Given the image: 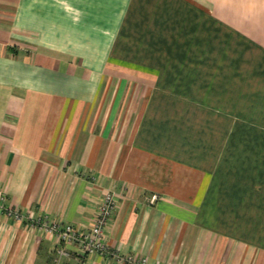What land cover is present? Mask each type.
<instances>
[{
  "label": "crops",
  "instance_id": "0c3cea01",
  "mask_svg": "<svg viewBox=\"0 0 264 264\" xmlns=\"http://www.w3.org/2000/svg\"><path fill=\"white\" fill-rule=\"evenodd\" d=\"M109 189L113 253L61 264H264V0H0L7 205L86 228ZM55 246L0 212V264Z\"/></svg>",
  "mask_w": 264,
  "mask_h": 264
},
{
  "label": "built area",
  "instance_id": "2783aa9c",
  "mask_svg": "<svg viewBox=\"0 0 264 264\" xmlns=\"http://www.w3.org/2000/svg\"><path fill=\"white\" fill-rule=\"evenodd\" d=\"M154 199V198H153ZM6 196L0 190V212L13 216L17 219L27 217L28 226L32 230L52 236L55 240V254L53 264H61L60 258L67 259L77 256H90L95 253L110 254L113 253L105 241L104 234L109 220L117 206V194L114 190L104 192L101 201L98 204L93 223L84 228L73 222H60L50 218L46 214L24 215L19 209L12 208L6 203ZM75 248V254L70 249ZM135 264H160L158 261L151 262L144 256Z\"/></svg>",
  "mask_w": 264,
  "mask_h": 264
},
{
  "label": "rangeland",
  "instance_id": "374dc122",
  "mask_svg": "<svg viewBox=\"0 0 264 264\" xmlns=\"http://www.w3.org/2000/svg\"><path fill=\"white\" fill-rule=\"evenodd\" d=\"M153 198L156 199V195H152L151 199L154 200Z\"/></svg>",
  "mask_w": 264,
  "mask_h": 264
}]
</instances>
